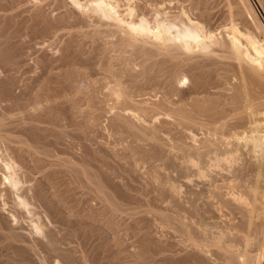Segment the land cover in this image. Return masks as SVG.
<instances>
[{
	"label": "bare ground",
	"instance_id": "obj_1",
	"mask_svg": "<svg viewBox=\"0 0 264 264\" xmlns=\"http://www.w3.org/2000/svg\"><path fill=\"white\" fill-rule=\"evenodd\" d=\"M7 1L0 0V13L5 14H0L2 70L5 68L11 72L10 69L15 70L16 65L19 66L20 62L16 63V58L19 57L10 51L15 49L17 52L12 43L25 32L27 35L30 33L40 38L43 35H45L43 38H48L52 34L56 39L57 37L60 39V36L68 38L65 40L64 56L61 57L59 65L51 67L53 64L51 65L50 61H46L48 63L43 61L44 66L50 62V66L47 65L45 70L43 69L48 75L43 76L45 79L40 75L39 78L34 77L31 85H25V91H22V94L24 92L26 95L23 96L27 98L25 103L18 102L22 96L17 94L19 98L17 97V103L14 101L13 108L20 112L21 118H18L19 115L14 121L19 119L24 121V125L18 126L21 124V122L18 124V121L15 127L20 129L16 132L20 136L14 135L16 129L11 132L10 123L8 120L5 121L9 115L6 114L7 118L1 117L2 114L0 116V240L3 237L6 240L5 246L0 249L7 251L0 261L4 259L3 264H78L76 261L79 260L75 261V257L69 255L71 250L66 253L67 251L59 248L68 241L66 239L72 237V240L69 239L72 244L75 239L74 242L83 247L94 239L92 235L96 232L97 235L106 237L109 231L114 230L113 233H116L118 229L116 227L121 229L122 226L117 225L120 222L119 225H122L123 222L118 220V216L125 208L129 211L127 212L130 217L135 214H142L141 216L145 217L155 210L151 208L154 205H151L153 201L146 198L149 194L146 186L145 192L143 188L136 192L130 187L134 191L129 189L134 193L131 194L127 192L128 190H123L126 186L122 188L124 192L117 191L114 188L118 185L111 181L113 186L116 185L111 191L110 182L107 187L105 184L108 183H103L97 173H93L88 165L81 163L85 160L76 159L80 162L76 160L73 162V157L71 160H65L67 156L65 159L54 158L56 162L51 159L56 157L53 147L58 142L51 138L54 134L46 135L49 129L43 126L42 130V124L48 123V128L53 126L49 131L55 132L57 137L58 131L67 137L66 127L61 128L63 124H60V119H68L72 124L70 126L68 123L69 127L73 128L74 125L78 129L79 135L74 134L84 136L89 133H85L88 128L83 130L81 126L86 125L87 121L80 125L79 118V121L85 117L93 119L92 121L95 120L96 123L91 121L90 124L97 125L98 118L106 117L107 120L104 122H109L110 130L122 133L121 138L126 134L128 142L132 140L133 144L129 143L126 148L129 154L135 151L136 155L139 150L140 154L143 153L145 156L144 159L149 157L164 162V165H171L172 169L176 170L175 182L179 184L177 191L173 189V193L176 191V194L173 197L174 205L169 210L171 212L164 213L167 208L169 209L166 206V209L160 208L163 213H155L158 215L160 227L163 226L164 230L165 228L173 230L171 232L178 242L174 239L175 244L162 242L157 243L159 246L156 245L149 235L150 232H143L144 227L141 228L143 225L146 226L147 220L150 223L149 219L147 217V220L142 219L145 222L140 226L141 218H133L134 223H130L133 229L131 231L137 239V244L142 247L138 253L134 251L135 258L137 257L134 260L135 264H147L152 258L155 259L151 253L154 245L158 246L154 251L161 252L160 259L153 260L157 264L159 261L160 264H264V24L250 0H225L228 11L224 16H217L218 13L212 12L214 9H210L207 0H50L52 2L50 5L54 1L56 6L53 10L56 8L65 11L49 21L46 17L48 15L44 14L46 11H43L45 6L42 8L39 4L31 11L34 16L29 13L30 18L27 17V22L23 20L25 17L20 19L22 22L18 19L19 16H16L18 20H15L14 13L10 11L13 4L11 6L8 1V5L11 6L8 8ZM173 1L175 5L172 7ZM260 1L264 6V0ZM68 5L71 8H67ZM7 8L10 9L11 16L9 12L5 13ZM28 22L33 24L28 25ZM29 29L33 34L27 31ZM85 45H89V51L84 50ZM72 52L77 61H80L81 66L78 68L75 57H71ZM198 57L202 60L197 59ZM72 65L76 67L73 68ZM58 68L63 70L53 71ZM8 84L7 87L10 85ZM7 89L0 90L1 104L3 99H6L5 104L11 103L8 99L11 95L12 102L15 100L14 93ZM24 97L20 100H25ZM81 102L84 103V108L81 107L83 104ZM6 106L1 107H4V110ZM10 108L8 106L6 110ZM13 108L12 111H15ZM43 112L48 115L45 117ZM15 114L18 115L17 112ZM10 115L12 118L9 121L15 123L16 121L12 120L15 116L11 113ZM62 122L66 124V121ZM4 125H7L6 127L9 125L10 130L7 128V131L15 137L6 134L8 132ZM45 128L47 132H44ZM64 131L66 132L63 133ZM162 134L173 136L170 146L176 151L174 154L172 153L174 151H170L172 153H169L170 155L167 154L168 144L164 143ZM48 137L55 140V144ZM184 138L186 141L191 139L192 143L186 144ZM61 140L63 139L59 141ZM143 143L148 144L144 146V150ZM58 146L62 147L63 153L68 148L62 143ZM146 146L149 148L145 149ZM129 148L132 150L129 151ZM62 150L55 151L59 154ZM81 154L84 155L85 152ZM138 154L137 160L143 157L142 154L140 157ZM98 155L90 156L97 158L100 156ZM100 157L103 158L102 155ZM95 158L93 160H96ZM108 160L105 159L104 163L98 161L105 164ZM94 166L95 164L92 167ZM118 169L112 167L111 170L117 172ZM64 175L67 178L71 177L73 180L70 179L69 182H73L67 183V178L63 179ZM108 175L112 176L109 172ZM153 176L152 179L157 178ZM118 177L119 175L117 177L115 175V178ZM79 186L87 187L88 191L83 192L90 196L87 197V193H84L86 196L81 195L83 192L78 190L83 188ZM114 190L128 198L130 202L124 200L127 204L130 203L128 205L130 207L120 203L123 199H118V202ZM75 191L76 194L81 193L77 205H81L80 199L83 196L86 200H92L90 197L93 196L94 200L88 202L91 204L97 198L100 210L97 206V209L91 206L90 208L94 207L95 211H92L93 208L90 209L92 213L90 216L88 214L90 210L86 209L89 206L84 210L83 204L81 207L79 205L83 211L77 209ZM158 197L154 199L156 205ZM151 199L153 200V197ZM86 200L83 201L88 203ZM148 200L151 206L146 202ZM133 201H136L138 206ZM79 210L88 212L86 216H89V220L86 221L85 212L82 215ZM99 222L106 225L100 227ZM53 224L58 228L60 226L62 234L66 229L65 234L68 238L65 234L62 237L66 238L65 241L62 242L61 233H57L60 230L56 232L58 236L54 232L55 228L53 231L47 228ZM94 226H99L97 229L100 231L95 229V232ZM84 227L87 233L83 232ZM109 233L111 237V232ZM58 238L62 243L58 242ZM98 238L95 237L96 240ZM111 243L110 246L114 244ZM86 248L88 249L87 246ZM3 251L0 250V253H4ZM93 259L97 260V256ZM83 260L85 262L80 260V264H97L87 257ZM115 262L113 261L114 264ZM111 263L109 261L107 264Z\"/></svg>",
	"mask_w": 264,
	"mask_h": 264
},
{
	"label": "rangeland",
	"instance_id": "obj_2",
	"mask_svg": "<svg viewBox=\"0 0 264 264\" xmlns=\"http://www.w3.org/2000/svg\"><path fill=\"white\" fill-rule=\"evenodd\" d=\"M8 1H10V3L8 2ZM7 1V7L9 6V7H11L12 6V4H13V6L10 8V9H12V10H10V11H12L11 13H14L13 15L15 16L14 18H15V20L17 21L18 19L20 20L21 18L23 19V17H25L23 20H24V22L26 21V19H27V17H29L30 15H29V13L31 14V11L34 9V8H36L37 6H39V4L40 5H42V8H43V6H45L44 8L46 9V10H44V8H43V11L45 12L44 14H45V16H46V14L48 15V16H46V17H48L47 19L49 20V21H52L53 19H55L58 15L57 14H59V13H61V12H63V11H65V10H63V9H57L56 10V8H54V10H53V7H56V6H54L55 4H54V1H53V4L52 5H50L52 2L50 1V0H45L46 1V3H48L47 5L49 6H47L46 4H45V2L42 0V2H43V4H42V2H39L40 0H15V1H13V0H8ZM59 1H61V0H59ZM16 2V3H15ZM56 2H58V1H55V3ZM176 2V1H175ZM250 2H251V4H252V6H253V8L255 9V11H256V13H257V15L260 17V20L262 21V23L264 24V6H262L261 4V1L260 0H250ZM8 3L11 5H8ZM207 3H208V5H210V9L211 10H213L212 12H216V14H217V16H224V15H226L227 14V11H228V9H227V6H226V3H225V0H207ZM175 5V3H174V1H173V3H172V7ZM165 5V4H164ZM166 5L168 6V7H171V6H169V3L167 4L166 3ZM176 5H177V3H176ZM69 7H67V8H71V6L70 5H68ZM8 7V8H9ZM14 7H16V8H14ZM41 7V6H40ZM166 7V6H165ZM212 7V8H211ZM8 8H7V11L5 12V13H7V12H9V10H8ZM67 8H65V9H67ZM74 9V8H73ZM14 10V11H13ZM36 10V9H35ZM56 10V11H55ZM76 10V9H75ZM26 12V13H25ZM35 12V11H34ZM78 12V11H77ZM4 13V12H3ZM3 13H0V14H2V15H5V14H3ZM15 13H18V14H15ZM10 16H11V14H10V12L8 13ZM8 14H6V15H8ZM20 14V15H19ZM33 14V13H32ZM31 14V15H32ZM221 14V15H220ZM8 15V16H9ZM12 15V16H13ZM22 15V16H21ZM16 16H19V18L18 17H16ZM33 16H34V14H33ZM33 16H32V18H33ZM1 18V17H0ZM18 18V19H17ZM30 18V17H29ZM34 19V18H33ZM50 19H52V20H50ZM0 20H2V19H0ZM29 20V19H28ZM30 20H32V19H30ZM21 21V20H20ZM19 21V22H20ZM22 22V21H21ZM27 22V21H26ZM32 22V21H31ZM29 23L30 22H28V25H29ZM33 24V23H32ZM31 23H30V25H32ZM28 32H31V34H33V32H32V30L30 31V29L29 30H27ZM25 32V31H24ZM23 32V33H24ZM26 33V32H25ZM24 33V34H25ZM22 34L21 36H19V37H21V38H17L16 39V42H13L12 44H13V46L14 47H16L17 48V52L19 53H17L16 51H15V49H14V47H12L11 46V44H10V46L12 47V49H14V51H10V52H13V54H15L16 56H18L19 58H16V56H15V58H16V63L18 64V62H20V64H19V66L18 65H16L17 67L15 68V70L17 69V71H15V70H11L10 69V71L12 72H9L8 70H5V68L2 70L1 68H0V90H1V88L3 89H7L8 87V91H9V89H10V93H14L13 94V97L15 98V100H13V102H12V95L10 96V97H8V99L11 101V103L9 102V101H7V102H9V103H7V104H5L6 103V99H3L1 102H2V104L0 103V112H2V113H0V116H1V114H2V116L1 117H3V118H7L8 117V115H9V118H7V119H5V121L6 120H8V122L10 123V129H11V132L12 131H14L16 128L15 127H17V125L18 124H20V122H21V124L20 125H18V126H22V124L24 125V121L22 122V121H17V120H15L14 121V119H16V117H18L20 114V112H18L16 109H14L13 108V106H15V103H14V101L17 103V101L16 100H18L17 99V97L19 98V96L18 95H20V96H22L20 99H22L24 96H26L25 95V93L23 92V94H22V91L26 88L25 87V85H27V86H29V85H31L32 84V82L31 81H33L35 78H39L38 76L40 75L41 77H46V75H48V74H46V73H48L47 71H45L44 72V70H45V67L48 65V64H45L46 66H44V64H43V61L44 62H46V61H50L51 62V65L53 64V66H51V67H55L54 65H59V61H60V59H62L61 57H63L64 56V52L63 51H65L64 50V48H63V46L65 45V43H66V41L65 40H67V38L65 39L64 38V36H60L61 38L59 39V37H57V39H56V37H54L55 35H51L50 37L48 36V38H43L45 35H43V37L41 36V38L39 37V36H36L35 37V35H30V33H28V35L27 34ZM36 35H37V33H36ZM39 35V34H38ZM48 35H50V34H48ZM24 36V37H23ZM65 36H67V35H65ZM28 37V38H27ZM46 37H47V35H46ZM24 38V39H23ZM46 39V40H45ZM112 40H113V38H112ZM15 41V40H14ZM23 41V42H22ZM27 42V43H26ZM22 43V44H21ZM63 44V45H62ZM25 45V46H24ZM9 46V45H8ZM9 46V48H10V50H11V47ZM34 48H33V47ZM87 46H88V48H87ZM85 45V47H84V50H90V47H89V45ZM61 48L63 49V50H61ZM30 50V51H29ZM88 51H85V52H87L88 53ZM24 52V53H23ZM17 53V54H16ZM21 54V55H20ZM26 54V55H25ZM118 53H116V55H117ZM31 55V56H30ZM46 55H48V56H46ZM62 55V56H61ZM65 55H66V53H65ZM72 55H74V56H72ZM71 57L73 58V57H75V54H73V52L71 53ZM44 58V59H43ZM38 59V60H37ZM197 59H199V60H202V58L200 57H198ZM40 62V64L38 65V62ZM39 60H41V61H39ZM75 61H77L78 59H76V57H75V59H74ZM139 60V59H138ZM137 60V61H138ZM24 61V62H23ZM53 61V62H52ZM50 62H49V65L48 66H50ZM140 61H138V63H139ZM46 63H48V62H46ZM41 64H42V66H41ZM75 64H77L78 66L76 67V65L75 66H71V67H76V68H78L79 66H81V64H80V61H77V62H75ZM80 64V65H79ZM23 66V67H22ZM29 66V67H28ZM43 66H44V68H43ZM138 66V65H137ZM26 67V68H25ZM32 67V68H31ZM38 67V68H37ZM57 67V66H56ZM138 67H141V66H138ZM40 68V69H39ZM42 68V69H41ZM67 68V67H66ZM81 68V67H80ZM7 69V68H6ZM44 69V70H43ZM140 68H138V70H139ZM5 70V71H4ZM56 70H58L57 72H59L60 70H63V69H54L53 71H55L56 72ZM135 70H137V68L135 69ZM7 71V72H6ZM27 71V72H26ZM4 72H6V73H4ZM35 72V73H34ZM42 72H44V73H42ZM8 73V74H7ZM39 73V74H38ZM4 74V75H3ZM41 74H45V75H41ZM14 76V77H13ZM3 77V78H2ZM12 77H13V79H12ZM35 77V78H34ZM43 77V79H45ZM6 78H7V80H6ZM8 78H10V79H8ZM19 80H18V79ZM28 78V79H27ZM34 78V79H33ZM43 79H41V80H43ZM9 80V81H8ZM14 80V81H13ZM18 81V82H17ZM22 81V82H21ZM29 83H28V82ZM3 82V83H2ZM5 82V83H4ZM13 82V83H12ZM30 82H31V84H30ZM7 83H9L8 85V87L6 86V84ZM12 83V84H11ZM25 83V84H24ZM5 85V87H3L4 85ZM12 85V86H11ZM10 86H11V88H10ZM25 87V88H24ZM16 88V89H15ZM186 88V87H185ZM220 88H222V87H220ZM28 89V88H27ZM26 89V92L28 91ZM6 90V91H7ZM11 90H13V91H11ZM25 91V90H24ZM10 93H9V95H10ZM21 93V94H20ZM18 94V95H17ZM24 95V96H23ZM18 100V102L19 101H21L22 103H25L26 102V100H27V98H25L24 97V99L25 100ZM4 101H5V103H4ZM21 102H20V104H21ZM4 103V104H3ZM14 105H13V104ZM81 103H83V102H81ZM12 105V106H10V105ZM7 105V106H6ZM84 103L83 104H81V107H83L84 108ZM1 106H6V108H8V106H9V108L10 107H12L13 108V110H15V111H12V108H10V109H8V110H6V108L3 110V108L4 107H1ZM80 107V108H81ZM87 106L85 105V108H86ZM10 110H11V112H10ZM6 113H5V112ZM8 112H10L13 116H15V118L13 117V121L15 122V123H13V122H11V120L9 121V119H11L12 118V116L10 115V113H8ZM13 112V113H12ZM17 112V114L18 115H16L15 113ZM3 113H5V114H3ZM44 113V112H43ZM43 113H42V116H43ZM6 114H8V115H6ZM44 115H45V117H46V115H48L47 113H44ZM5 116V117H4ZM81 117V116H80ZM18 118H21V115L18 117ZM81 118H83V117H81ZM101 118H103L102 119V121L100 120ZM101 118H98L97 119V121H98V123H97V125L96 124H93V125H91L90 124V122L93 120H91V119H88V118H86L85 117V119L83 120V119H81V121H79L80 120V118L78 119V117H77V119H78V122H80V125L81 124H85V121H87L86 122V125H83V126H81V128H83V130H85V129H87L88 128V130H85V133L86 132H89V133H87L86 135H84V136H76V135H79V132H77L78 131V129L73 125V128L72 127H69V125L71 124L70 122H69V120L68 119H64V120H62V119H60L61 121H66V124L65 123H61V121H60V124H63V125H61V128H65L66 127V131H67V133L68 134H66V136L67 137H65V136H63V135H65V134H62V132H60V131H58L59 133H58V137H57V134H55V132L53 133V131H49L52 127H50V128H48L49 126H47V124H42V130L44 129V127L43 126H46L47 127V129H49L48 130V132H47V130H46V128H45V130H44V132H47V134L46 135H48V136H51V134L50 133H52V135L54 134V136H51V138L53 137L58 143H56V145H54L55 144V140H52L50 137H48V139L49 140H51V141H53V145H54V147H60V148H57L58 149V152L60 151V150H62V147L61 146H58V145H60L61 143L62 144H64V146L67 148V150H65V147H63L64 148V153L66 154H64L63 153V150H62V152L61 153H59V154H57L58 152L57 151H55V150H57L56 148H54L53 147V149H55L54 150V153H55V155H56V157L54 156L53 158H51V159H53V160H57V157H60L61 159L64 157V159H65V157L67 156V158L65 159V160H71V158H72V161L74 162L76 159H79V160H85V162H81V163H84V164H86V165H88V167L89 168H91V170H92V172L93 173H97V175L99 176V178H101V181H104L103 183H108V182H110V184L112 185V183H111V181L113 182V184H116V185H118L117 187H115L116 185H112L111 187H109V189L111 190V191H113V188L114 189H117V191L119 190H121V192H124L125 190H128L127 192H130L131 194H134V193H132V192H134L133 191V189L134 190H136V192H137V190H140V189H144L145 188V186H146V188L145 189H148V191L147 190H143L144 192L145 191H147L148 193H146V195L148 194V196H150V197H146V198H148L152 203H151V205H153V206H151L150 205V201L148 200V201H146V202H149V205L151 206V208H152V210L153 209H155V210H151L152 212L151 213H148V214H146L145 215V217H142L141 215L142 214H135V215H133L132 217H130L129 216V211L127 210V208H125L124 209V212H125V214H124V212H122V213H120V217L118 216V220L119 221H122L123 223H124V225H123V223H122V225H119V224H121V222L117 225V226H122V228L120 229L119 227H116V233H113V232H115L114 230H112V231H109V232H111V237L109 236L110 235V233L109 232H107V236L106 237H104V236H102L101 237V235H97L96 233H98V232H96V230H98V231H100V229H97V228H99V226H94V227H96V228H94V231L96 232V233H94L92 236H93V238L95 239V237L96 238H98V237H100V238H98L97 240L95 239H90V240H92L94 243H96V244H94L92 241H90V243H88V244H84V245H86L87 247H88V249L86 248V246H83V247H81V245L80 244H78L77 242L75 243L74 241H75V239H73V244H72V242L69 240V239H71L72 240V237H67L68 235L67 234H65L67 231H66V229L65 230H63V232L65 231V233H63L62 234V230H61V228H60V226L59 225H57V226H59V228L58 227H55V224H53V225H48V227L47 228H49L50 230H52L53 231V229L55 230L54 232L56 233L58 230H60V232H57V233H61V238L64 236V234L66 235V237L68 238V239H66L65 237V239L66 240H68V241H65L64 240V238H62L63 240H62V242L63 241H65V243H63L62 244V246H60V243H62L61 242V239H59L58 238V242H60L59 244H58V246H60L59 248L61 249V250H65V251H67L66 253H69V251H70V256H74L73 258L75 259V261L76 260H81V261H83V262H85L83 259L85 258V257H87V258H89V259H92V260H94L93 258L95 257L96 258V256H97V260H98V257H99V259L101 260V261H103V263L104 264H107L109 261H110V263L111 264H114L113 263V261L115 262H117V260H118V262H117V264H120L121 262H122V264L123 263H125V264H135V261L134 260H136V258H135V256H136V251H137V253L139 252V251H141V249H142V247L140 246V244H137V239H135L136 237L135 236H133V233H132V231H133V229H132V226H130V223L132 224V223H134V221H133V218H141V222H140V226L143 224L142 222H145L144 220H147V218L149 219V221H150V223L148 222V220H147V224L145 223V225L146 226H142L141 228H143L142 229V231L143 232H150L149 233V235H151L150 237H151V239L153 240V241H155V243H156V245H158V244H162V242H163V244H175V242L177 241L178 242V240L174 237V235H173V232H171V231H173V230H171L170 231V229L168 230V228H165L166 230H164V227L162 226V227H160L161 226V224L159 225V221H158V215H156V214H159V213H163V210L162 209H164L166 206L167 207H169V209L167 208H165L166 209V211H164V213H166L167 211H169V210H171L170 209V207H173V205H174V198L173 197H175L174 195L176 194V191L178 190L177 188L179 187V186H177V185H179V184H177L175 181V178L177 177V176H175V168L174 169H172V166L171 165H164V162H162V161H159V160H157V159H155V160H157L156 162H155V160L154 159H152V158H149V157H147V158H145L144 159V157L145 156H143V153H141L140 154V151L138 150L137 151V154H138V152H139V154H138V156L139 155H141V156H143V157H140V159L139 160H137L138 158H137V154L135 155V151H132V153H134V155L135 156H133V154L130 152V154H129V152L128 151H126V148L129 146V143L130 144H133L132 143V140L130 139V141L128 142V140H129V138H127V136H126V134H123V135H125L126 136V138H125V136L124 137H120V136H122V133H118V132H113L112 130H110V128L108 127L109 126V122H107V121H105L104 122V120H107V118L105 117H101ZM76 119V120H77ZM88 119V120H87ZM4 121V123H8V122H5ZM68 121V122H67ZM17 122H18V124H17ZM25 122H27V120L25 121ZM93 122V121H92ZM91 122V123H92ZM94 122L96 123V121L94 120ZM93 122V123H94ZM68 123H70V124H68ZM90 124V125H88V124ZM107 123V124H106ZM64 124H65V126H64ZM68 124V127L66 126ZM159 124V123H158ZM95 125V126H94ZM7 125H4V127L6 128H4L6 131L9 129L8 127H9V125H8V127H6ZM51 126V125H50ZM70 126H72V124L70 125ZM84 126H86L85 128H84ZM90 126H94L93 127V129H91L90 128ZM97 126V127H96ZM8 128V129H7ZM19 128V127H18ZM61 128H59V130H63V129H61ZM74 128H76V129H74ZM9 129V130H10ZM13 129V130H12ZM70 130V131H68V130ZM75 131H74V130ZM89 129H91V130H89ZM18 130V131H17ZM19 130L20 129H16L15 130V133H14V135H16V136H20V134L18 135L16 132H19ZM6 131H3L4 133L6 132ZM66 131H64L63 133H65ZM94 131V132H93ZM8 132V131H7ZM10 131L8 132V133H6V134H8L9 136L12 134ZM9 133H11V134H9ZM72 133V134H71ZM74 133H78V134H74ZM91 133V134H90ZM106 133V134H105ZM42 134H45V133H42ZM50 134V135H49ZM60 134H61V136H60ZM121 134V135H120ZM14 135H11V136H14ZM69 135H70V137H69ZM90 135V136H89ZM94 135V136H93ZM162 135H164L163 136V140L165 141L164 143H167L168 144V146H167V154H174L176 151L175 150H173L172 148H171V144H172V141H173V136L172 135H169V134H162ZM169 135V136H168ZM56 136V137H55ZM60 136V137H59ZM93 136V137H92ZM117 136V137H116ZM15 137V136H14ZM62 137V138H61ZM78 137H80V138H78ZM84 137H87L86 139L84 138ZM58 138V139H57ZM74 138V139H73ZM77 138V139H76ZM83 138H84V140H83ZM93 138V139H92ZM60 139H63V140H61V142L59 141ZM80 140V141H79ZM123 140H124V142H123ZM189 140V139H188ZM191 140V139H190ZM186 141V139L184 138L183 139V141L186 143V144H190V143H192V141ZM55 141V142H54ZM81 141H83V142H81ZM174 141H176V136H175V139H174ZM99 142H100V144H99ZM75 143V144H74ZM89 143V144H88ZM79 144V145H78ZM96 144V145H95ZM104 144V145H103ZM118 144V145H117ZM127 144V145H126ZM140 144V143H139ZM138 144V145H139ZM147 143H143L142 144V148H143V150H144V146L146 145ZM2 145V144H1ZM76 145V146H75ZM101 145H103V146H101ZM110 145V146H109ZM148 145V144H147ZM3 146H4V144H3ZM63 146V145H62ZM84 146H85V148L86 149H84ZM89 146H90V148H89ZM131 146V145H130ZM141 146V145H140ZM72 147V148H71ZM75 147V148H74ZM124 147V148H123ZM88 148V149H87ZM91 148H94V149H91ZM97 148V149H96ZM112 148V149H111ZM120 148V149H119ZM149 148V146L147 147H145V149H148ZM169 148H170V150H169ZM123 149H125V151L123 150ZM172 149V150H171ZM69 150H70V152H69ZM108 152H107V151ZM111 150V151H110ZM121 150V151H120ZM132 150V149H131ZM130 150V148H129V151H131ZM92 151H95L94 153L92 152ZM172 151H174V152H171ZM67 152H69V153H67ZM79 154H77V153ZM85 152V154L83 155V154H81V153H84ZM99 152V153H98ZM126 152V153H125ZM143 152V151H142ZM76 153V154H75ZM87 153H91V154H87ZM93 153V154H92ZM62 154V155H61ZM68 154H70V155H68ZM71 154H73L72 156H71ZM94 154H99L100 156L102 155L103 156V158L102 157H100L99 155V157H100V159H97V158H99V157H97V158H95L96 160H93L94 158H93V156H90V155H94ZM108 156H107V155ZM169 154V155H170ZM59 155V156H58ZM62 157H61V156ZM82 156V158H81V156ZM107 156V157H106ZM110 156V157H109ZM133 156V157H132ZM69 157V158H68ZM88 157V158H87ZM93 158L92 160H90L91 158ZM105 157V158H104ZM109 157V158H108ZM115 157V158H114ZM55 158V159H54ZM128 158V159H127ZM135 158V159H134ZM142 158L144 159V160H142ZM86 159H87V161H86ZM101 159H103V160H101ZM105 159L107 160V159H109L108 161H106L105 162V164H102L101 162H103L104 163V161H105ZM114 159V160H113ZM149 159H151V160H149ZM52 160V161H53ZM56 160L54 161V162H56ZM90 160V161H89ZM101 161V162H99V161ZM130 160V161H129ZM135 160V161H134ZM150 162H149V161ZM154 160V161H153ZM77 161V160H76ZM92 161H93V163H92ZM110 161V162H109ZM127 161V162H126ZM142 161V162H141ZM147 161V162H146ZM78 163L80 162V161H77ZM77 162H75V163H77ZM99 162V163H98ZM137 162V163H136ZM88 163V164H87ZM92 163V164H91ZM110 163H112L111 165H110ZM154 163V164H153ZM91 164V165H90ZM95 164V166H96V168H94V167H92L93 165ZM100 164V165H99ZM114 164V165H113ZM113 165V166H112ZM141 165V166H140ZM119 166V167H118ZM135 166V167H134ZM151 166V167H150ZM152 166H154L153 168H152ZM99 167V168H98ZM112 167H114V169L115 170H117L118 168V173L117 172H114V170L112 171L111 169H112ZM115 167H117V169L115 168ZM132 167V168H131ZM171 167V168H170ZM126 168V169H125ZM148 168V169H147ZM104 169V170H103ZM109 169V170H108ZM130 169V170H129ZM156 169V170H155ZM103 170V171H102ZM127 170V171H126ZM153 170H155V171H153ZM158 170V171H157ZM112 171V172H111ZM121 171V172H120ZM162 171V172H161ZM105 172V173H104ZM107 172V173H106ZM108 172H109V174H112V176L114 177V178H112V176L111 175H108ZM152 172V173H151ZM115 173V174H114ZM140 173V174H139ZM150 173V174H149ZM102 174V175H101ZM104 174V175H103ZM119 175V177L118 178H115V175H116V177ZM131 174V175H130ZM160 174V175H159ZM69 175V174H68ZM67 175V176H68ZM107 175V176H106ZM145 175V176H144ZM148 175V176H147ZM153 175H155V176H153V178H158L159 176V178L157 179H152V176ZM172 175V176H171ZM101 176V177H100ZM106 176V177H105ZM151 176V177H150ZM171 176V177H170ZM66 177V175H64V177H63V179ZM103 177H105V178H103ZM107 177L110 179V181H109V179H107ZM143 177V178H142ZM170 177V178H169ZM173 177V178H172ZM67 178V177H66ZM144 178H145V180H144ZM166 178V179H165ZM71 179V177H69V178H67L66 179V181H67V183L69 182V180ZM104 179H107V180H104ZM112 179H114V180H112ZM120 179V180H119ZM124 179V180H123ZM144 180V181H142V180ZM159 179H161V180H159ZM71 180H73V179H71ZM153 180V181H152ZM156 180V181H155ZM114 181H115V183H114ZM163 181V182H162ZM71 182H73V181H70L69 183H71ZM116 182H119L118 184L116 183ZM135 182H137V183H135ZM139 182H141V183H139ZM149 182V183H148ZM151 182V183H150ZM153 182V183H152ZM154 182H155V184H154ZM158 183V184H157ZM84 184V183H83ZM109 183L108 184H105L107 187L110 185ZM121 184V185H120ZM141 184V185H140ZM152 184H154V185H152ZM157 184V185H156ZM80 185V184H79ZM82 185V184H81ZM85 185V184H84ZM129 185V186H128ZM149 185H150V187H149ZM160 185V186H159ZM173 185V186H172ZM122 186H124V187H122ZM125 186H126V189H123L122 190V188H125ZM127 186L129 187V188H127ZM156 187V188H153V187ZM158 186H159V189H158ZM165 186V187H164ZM168 186V187H167ZM172 186V187H171ZM177 186V187H176ZM130 187H132L133 189H131ZM140 187V188H139ZM79 188H83V189H80V190H78V192L79 191H81V192H83V191H88V188L86 187H83V186H79ZM85 188V189H84ZM121 188V189H120ZM139 188V189H138ZM166 189V190H163V189ZM87 189V190H86ZM132 191H130V190ZM150 189V190H149ZM154 189H155V191H154ZM176 190L175 191V194L173 193L174 192V190ZM162 190V191H161ZM77 191V190H76ZM76 191H75V201H76V205H77V199H79L80 197H81V195H85L87 192H83V194H81V193H78V194H76ZM115 191V190H114ZM142 191V190H141ZM140 191V192H141ZM142 191V192H143ZM152 191V192H151ZM127 192H125V193H127ZM135 192V193H136ZM139 192V191H138ZM85 193V194H84ZM114 193H118V192H114ZM150 193H153V194H150ZM156 193V194H155ZM162 193V194H161ZM81 194V195H80ZM145 194V193H144ZM143 194V197L145 198V195ZM167 194H169V195H167ZM87 195V197H89L90 195H88V193L86 194ZM85 195V196H86ZM115 195V194H114ZM119 195V196H118ZM158 195H159V197H158ZM160 195H162V196H160ZM117 197V200L119 199V200H121V199H123V201H120V203H122V204H124V206H128L130 203H126V201L128 200V198H124L125 197V195L123 194V195H121V193L120 194H117L116 195ZM120 196H122V197H120ZM158 197V200L156 201L157 202V205H156V203H155V200L157 199V197ZM177 196V195H176ZM77 197V198H76ZM79 197V198H78ZM119 197V198H118ZM153 197V200L151 199ZM161 197L163 198V199H161ZM169 197H171V199H172V201H170L171 199L169 198ZM90 198H92V200H94L93 199V196H91ZM156 198V199H155ZM177 198V197H176ZM88 199V198H87ZM126 201H125V200ZM155 199V200H154ZM165 199V200H164ZM81 200V205H80V207L81 206H83V204L85 205V207H84V210H85V208L87 207V206H89V207H87L86 209H92V211H95L94 210V207L97 209V207L99 208L100 206H97V205H100V202H98L97 203V201H98V199L97 198H95V201L94 202H91V204H89V202H88V200H91V199H88V200H86V198L83 196V198H81L80 199ZM86 200L88 203H85L84 201ZM91 200V201H92ZM119 200H118V202H119ZM146 200V199H145ZM162 200V201H161ZM163 200H164V202H163ZM129 201V200H128ZM170 201V202H169ZM95 202H96V204H95ZM130 202V201H129ZM134 203L136 202V201H133ZM163 203V204H162ZM167 203V204H166ZM74 204H75V202H74ZM138 204V203H137ZM136 203H135V205H137ZM145 204V203H144ZM160 204V205H159ZM79 205H77L76 206V208L77 209H80L79 208ZM145 205H147V203L145 204ZM148 205V207L150 208V206ZM159 205V206H158ZM162 205V206H161ZM165 205V206H164ZM172 205V206H171ZM91 206H94V207H92V208H90ZM97 206V207H96ZM126 206V207H127ZM134 206V205H133ZM138 206V205H137ZM137 206H135V207H137ZM157 206V207H156ZM128 207H130V206H128ZM154 207V208H153ZM161 207H163L161 210H160V208ZM145 208V207H144ZM147 208V207H146ZM150 208V209H151ZM81 211H83V209H80ZM79 210V211H80ZM99 210H100V208H99ZM99 210H97V211H99ZM147 210V209H146ZM156 210L158 211V212H156ZM80 211V213L83 215L84 214V212H81ZM87 211V210H86ZM128 211V212H127ZM131 211V210H130ZM160 211H162V212H160ZM90 213H88V214H90V216L92 215V213H91V210L89 211ZM169 212H171V211H169ZM86 212H85V216H84V218H85V220L87 221V220H89V216H86V214H87ZM133 213V212H132ZM156 213V214H155ZM87 214V215H88ZM121 214H123L122 215V217H121ZM131 214V213H130ZM153 214H155V215H153ZM152 215V216H151ZM128 216V217H127ZM144 216V215H143ZM130 217V218H129ZM147 217V218H146ZM125 218H128V219H125ZM123 219V220H122ZM125 219V220H124ZM142 219H144L143 221H142ZM117 220V221H118ZM126 220H127V222H126ZM156 220V221H155ZM125 221V222H124ZM153 223V224H152ZM99 224L101 225L100 227H102V225L104 226V222H103V224L102 223H100L99 222ZM24 225H26V224H24ZM23 225V227H25ZM106 225V224H105ZM150 225V226H149ZM153 225H154V227H153ZM152 226V227H151ZM52 227V228H51ZM106 227V226H105ZM146 227H148V228H146ZM151 227V228H150ZM156 227V228H155ZM58 228V229H57ZM104 228V227H103ZM129 228H131L130 230H129ZM150 228V229H149ZM84 229H85V227H84ZM82 229L83 230V232H85V231H87V229ZM96 229V230H95ZM148 229V230H147ZM160 229V230H159ZM132 230V231H131ZM144 230H147V231H144ZM151 230V231H150ZM131 232V233H130ZM56 233V234H57ZM85 233H87V232H85ZM152 233V234H151ZM160 233V234H159ZM162 233V234H161ZM166 233V234H165ZM169 235H168V234ZM68 234H69V231H68ZM122 234V235H121ZM154 234V235H153ZM157 234V235H156ZM58 236H59V234H57ZM95 235V236H94ZM162 237H160V236ZM167 235V236H166ZM129 236V237H128ZM173 238H172V237ZM1 237V236H0ZM153 237V238H152ZM171 237V238H170ZM4 238V237H3ZM3 238H1V240H0V242L2 243L3 242V244H1L0 243V248H3L5 245V243L6 242H4V241H6L5 240V238H4V240H3ZM125 239V240H123V239ZM156 240H155V239ZM161 240H160V239ZM102 239V240H101ZM111 239V240H110ZM114 239H116V240H114ZM118 239H120L119 241H118ZM131 239V240H130ZM174 239L176 240L175 242H173L174 241ZM99 240H101L100 242H99ZM112 240H114V242L112 241ZM151 240V241H152ZM164 240V241H163ZM70 241V242H69ZM112 242L111 244H116V245H111L110 246V242ZM116 241H118V242H116ZM135 241V242H134ZM152 241V242H153ZM170 241V242H169ZM68 242V243H67ZM104 242H107V244H103ZM109 242V243H108ZM173 242V243H172ZM74 243H75V245H74ZM99 243V244H98ZM118 243V244H117ZM121 243V244H120ZM123 243V244H122ZM154 243V242H153ZM154 243V244H155ZM158 243V244H157ZM72 244V245H71ZM153 244V245H154ZM69 246V248H68V246ZM98 245V246H97ZM107 245H109V247H105V246ZM123 245V246H122ZM127 245V246H126ZM156 245H154V249H155V247H156V249H158L157 247L159 246H156ZM75 246V247H74ZM133 246H134V248H133ZM74 249H73V248ZM117 249H116V248ZM119 247V248H118ZM120 247H121V249H123L122 250V252H121V249H120ZM124 247V248H123ZM141 247V248H140ZM75 248H76V250H75ZM84 248V249H83ZM97 249L98 251H96L95 249ZM103 250H102V249ZM108 248V249H107ZM77 249L79 250V251H77ZM81 249H83V250H81ZM107 249V250H106ZM137 249H139V250H137ZM154 249L153 248H151V253L152 254H154V255H152L155 259L156 258H158V260L160 259L159 258V255L161 256V252L160 251H157V250H155L154 251ZM0 250H2L3 251V249H0ZM75 250V251H74ZM93 250H94V255L92 254V252H93ZM114 250V251H113ZM125 250H126V252H125ZM77 251V252H76ZM84 251V252H83ZM134 251H135V253H134ZM153 251V252H152ZM4 253H0L1 255H0V258H2V255L4 256L5 255V253L7 252V251H3ZM132 252V253H131ZM71 253L73 254V255H71ZM74 253H76V254H74ZM97 255H96V254ZM115 253H117V254H115ZM129 253V254H128ZM7 254V253H6ZM92 255L93 256V258H92V256H89V255ZM108 254V255H107ZM118 254H120V255H118ZM123 254V255H122ZM132 255H134V257L132 256ZM81 257V258H83V259H80L79 257ZM89 256V257H88ZM117 256H118V259H117ZM151 256V257H152ZM77 257H78V259H77ZM102 257L104 258V259H102ZM129 257V258H128ZM109 258V259H108ZM130 258H131V260H130ZM73 259V260H74ZM113 259V260H112ZM127 259V260H126ZM155 259H151V261L150 262H148V263H150V264H153V263H151V262H154V264H157L155 261ZM3 260V261H2ZM1 261H0V264H3V262L5 263V260L4 259H2ZM96 259L94 260L97 264H101L102 262L100 261V260H98L97 261ZM107 260V261H106ZM123 260V261H122ZM153 260H155V261H153ZM157 260V261H158ZM74 261V262H75ZM79 261H76V263L78 262V264H80V262ZM2 262V263H1ZM107 262V263H106ZM116 262H115V264H116ZM134 262V263H133ZM137 262V261H136ZM64 263V262H63ZM102 263V264H103ZM147 263V264H148ZM65 264V263H64ZM68 264H70V263H68ZM81 264H84V263H81ZM158 264H160V261H159V263Z\"/></svg>",
	"mask_w": 264,
	"mask_h": 264
}]
</instances>
